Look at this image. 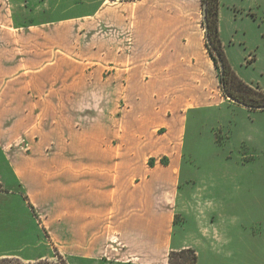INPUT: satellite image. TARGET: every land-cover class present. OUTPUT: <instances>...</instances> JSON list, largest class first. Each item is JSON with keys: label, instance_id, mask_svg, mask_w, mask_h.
<instances>
[{"label": "crops", "instance_id": "crops-1", "mask_svg": "<svg viewBox=\"0 0 264 264\" xmlns=\"http://www.w3.org/2000/svg\"><path fill=\"white\" fill-rule=\"evenodd\" d=\"M200 2L0 0V214L22 203L46 248L0 259L169 264L172 252L192 249L197 264L201 254L207 264L244 260L264 182L240 180L239 164H226L193 194L185 165L192 112L197 122L226 104L256 112L208 99L217 66L204 51ZM239 17L261 29L264 0H220L224 48Z\"/></svg>", "mask_w": 264, "mask_h": 264}, {"label": "rangeland", "instance_id": "rangeland-1", "mask_svg": "<svg viewBox=\"0 0 264 264\" xmlns=\"http://www.w3.org/2000/svg\"><path fill=\"white\" fill-rule=\"evenodd\" d=\"M203 5L204 3L201 0L198 27L203 31L201 35L202 42L207 46L205 27L203 26ZM237 28H239L238 33H236ZM263 28L264 23L262 28L259 29L258 24L253 20L239 17L237 23L232 27L235 36L234 43L226 41V47H223L224 58L228 65L236 69L233 71L237 76L239 73L244 78L253 79L255 82L259 81L261 84H264V38L260 35ZM193 41L194 46L198 41H194V43ZM204 51L207 52L206 55L212 56L208 47L204 48ZM251 52L256 56L257 63L248 66L247 59H249ZM216 70L217 90L209 91L208 89V99L216 98V95L218 98H226L220 81V71L218 68ZM191 76L194 79L193 72ZM259 90L264 91V89ZM228 107L229 105L226 104L220 109L214 108L208 110L207 113L202 112L198 122V113L194 114L192 112L189 115L188 132L185 138V165L192 174L193 181L190 187L193 194L198 193L204 182L208 181L211 173L223 172L222 166L226 164H232L233 166L235 163L239 164L237 173H239L240 180L250 179L254 176L257 178L256 182L259 185L264 182V110L248 113L242 112L234 106ZM221 119L225 120V123L219 125L218 122ZM217 135L221 138L220 145L217 143ZM162 162L165 161L162 160ZM243 164L245 166H242ZM246 165H249V167L247 168ZM183 189L185 192L187 185H184ZM255 198L256 203L263 198L261 189H256ZM241 204L245 210L247 205L245 199L240 202ZM26 212L27 210L22 203L16 202L15 214H0V255L30 256L39 248L41 251H45V237H42L36 230L35 223ZM252 212L254 227L251 232H254L253 236L255 238L252 239V235H249V242L247 240L241 241L243 243L240 245V252L243 253L242 256H245V258L239 264H264V204L255 205ZM193 214L192 211L190 217ZM182 224V221L178 224L177 233L180 232ZM20 226L23 228L29 227V233L23 235L18 233ZM186 227L191 231L195 230L193 222L188 221ZM37 235L40 239L39 244ZM36 244L38 246H35ZM5 258L8 260L4 263L0 261L2 264H60L58 257L51 261L45 260L34 263L24 262L18 258ZM207 263L206 256L201 254L199 264Z\"/></svg>", "mask_w": 264, "mask_h": 264}, {"label": "trees", "instance_id": "trees-1", "mask_svg": "<svg viewBox=\"0 0 264 264\" xmlns=\"http://www.w3.org/2000/svg\"><path fill=\"white\" fill-rule=\"evenodd\" d=\"M119 1V0H112ZM127 1H137V0H120V2ZM204 4L208 5V26H209V34L210 39L212 41V47H208L212 58L215 61V64L218 68V60L216 59V55H220L225 63V72L224 75L220 73V81L222 85V89L224 92V96L226 98H231L237 101L236 104L240 106H245L252 111H257L258 107L264 105V91H260L259 89H255L250 85L243 82L231 69L230 65L227 64L224 54H223V46L219 37V29H218V11L220 0H202ZM215 56V57H214ZM232 101V100H231ZM60 260V264H67L66 260H64L60 255L57 256ZM8 259H0L2 263ZM65 262H64V261ZM0 262V264H2ZM198 256L196 252L192 249L183 250L180 252H172L170 255L169 264H197Z\"/></svg>", "mask_w": 264, "mask_h": 264}, {"label": "water", "instance_id": "water-1", "mask_svg": "<svg viewBox=\"0 0 264 264\" xmlns=\"http://www.w3.org/2000/svg\"><path fill=\"white\" fill-rule=\"evenodd\" d=\"M120 1V0H119ZM208 5L204 4L203 5V16H204V26H205V32H206V41H207V46L212 47V41L210 39V34H209V26H208ZM216 59L218 60V69L221 73V75H224L225 72V63L220 55H216ZM229 100H232L233 102L237 103V101L229 98ZM258 110H264V105L258 107Z\"/></svg>", "mask_w": 264, "mask_h": 264}]
</instances>
